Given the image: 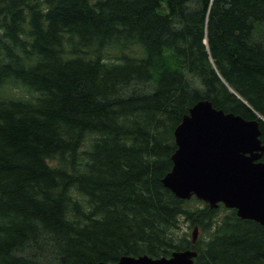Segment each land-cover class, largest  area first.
<instances>
[{"label": "trees", "instance_id": "obj_1", "mask_svg": "<svg viewBox=\"0 0 264 264\" xmlns=\"http://www.w3.org/2000/svg\"><path fill=\"white\" fill-rule=\"evenodd\" d=\"M201 100L264 144V0H0V264H264V226L162 184Z\"/></svg>", "mask_w": 264, "mask_h": 264}, {"label": "water", "instance_id": "obj_2", "mask_svg": "<svg viewBox=\"0 0 264 264\" xmlns=\"http://www.w3.org/2000/svg\"><path fill=\"white\" fill-rule=\"evenodd\" d=\"M259 122L212 107L207 100L190 108L174 130L172 168L162 184L180 199L198 200L237 209L242 219L264 226V145ZM194 232L193 239L195 240ZM196 253L174 252L170 258L124 256L116 263L194 264Z\"/></svg>", "mask_w": 264, "mask_h": 264}, {"label": "rangeland", "instance_id": "obj_3", "mask_svg": "<svg viewBox=\"0 0 264 264\" xmlns=\"http://www.w3.org/2000/svg\"><path fill=\"white\" fill-rule=\"evenodd\" d=\"M11 94H23L24 96L25 95H27L28 93L26 92H23V91H21V90H16V89H12V91H11ZM21 96V95H20ZM192 207H201L200 205H198V204H193V206ZM188 225H189V223H183L182 224V227H181V231L182 232H185V233H188L189 235L192 233V230L193 229H189L188 228Z\"/></svg>", "mask_w": 264, "mask_h": 264}]
</instances>
